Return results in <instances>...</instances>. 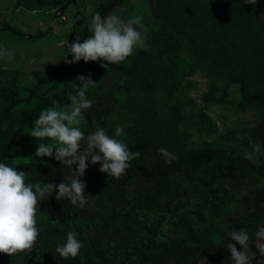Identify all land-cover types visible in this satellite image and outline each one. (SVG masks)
I'll list each match as a JSON object with an SVG mask.
<instances>
[{
    "label": "trees",
    "instance_id": "16d2710c",
    "mask_svg": "<svg viewBox=\"0 0 264 264\" xmlns=\"http://www.w3.org/2000/svg\"><path fill=\"white\" fill-rule=\"evenodd\" d=\"M51 1L61 12L77 2L42 5ZM125 1L104 0L98 13L103 17ZM144 18L145 47L119 64L59 60L25 88L15 78H0V162L25 172L26 183L66 178L67 168L52 156L34 155L39 138L28 133L52 99L70 109L79 75L95 83L86 91L91 105L71 126L85 135L100 126L110 136L121 126L117 138L138 153L119 177L86 161L85 206L57 200L54 193L38 200L32 247L0 253V264H233L226 233L240 229L248 234L249 264H264V239L256 235L264 226V166L195 141L192 122L202 128L213 119L178 95L191 72H203L208 102L261 117L250 136L264 147V0H151ZM78 22L83 28L75 34L83 41L90 20ZM0 32L23 34L7 22ZM233 86L235 100L229 98ZM224 185L241 200H218L215 193ZM69 231L81 247L76 257L61 258L55 246Z\"/></svg>",
    "mask_w": 264,
    "mask_h": 264
},
{
    "label": "clouds",
    "instance_id": "9594fccd",
    "mask_svg": "<svg viewBox=\"0 0 264 264\" xmlns=\"http://www.w3.org/2000/svg\"><path fill=\"white\" fill-rule=\"evenodd\" d=\"M244 2L255 4V0ZM87 31L90 35L83 41L76 38L70 44L65 42V55L61 58L65 63L97 61L99 58L101 67L107 68L123 62L134 48L145 47L140 16L123 21L115 13L103 17L93 13ZM68 53H71V60L67 59ZM11 58L0 46V59ZM93 83L90 76H77L73 81L76 92L71 97L70 109L65 110L57 100L52 99L50 106L39 111L28 133L31 137L39 138L34 155L52 156L67 168L66 178L64 176L58 184L26 183L25 172L0 162V253L12 255L32 247L38 235L34 218L38 200L46 199L54 193L57 200L67 199L72 205L85 206L86 185L81 178L88 167L86 161L89 164L98 163L99 171L107 176L119 177L129 167L130 160L138 156L137 152H130L126 143L117 138L121 135V126H116L111 136L100 126H96L87 135L80 128L71 126L80 118L81 110L91 105L86 91ZM226 235V249L233 264H249L247 232L243 229L229 230ZM256 235L264 239V226L258 227ZM236 245H239V250ZM80 247L81 242L76 234L69 231L64 241L56 244L55 252L61 258L76 257Z\"/></svg>",
    "mask_w": 264,
    "mask_h": 264
},
{
    "label": "rangeland",
    "instance_id": "374dc122",
    "mask_svg": "<svg viewBox=\"0 0 264 264\" xmlns=\"http://www.w3.org/2000/svg\"><path fill=\"white\" fill-rule=\"evenodd\" d=\"M103 1L77 0L76 4L61 12L59 6H54L57 2L52 1L42 5L44 0H0V26L7 22L23 33L0 32V46L12 57L10 60L0 59V78H15L23 88L33 85L49 66L64 60L61 58L65 55V42L70 44L80 38L75 31H81L83 24L78 21H89L93 13H98ZM28 3H31L30 6ZM150 11L151 0H126L123 6L115 7L110 13L117 14L123 21L142 17L144 36V17ZM35 34L39 36L30 37ZM70 56L71 53H68L67 58ZM208 92L207 77L196 70L191 72L178 94L186 104H195L213 119V123H205L202 128L192 122L190 129L195 141L209 143L211 148L219 149L225 155L243 154L250 162L264 166V147L254 144L250 136V128L259 124L261 117L253 112L234 114L228 106L208 102L205 98ZM229 94V98L235 100L239 97L238 88L231 87ZM223 188L224 192L215 193L218 200L227 202L229 197L241 200V193L226 185ZM182 231L174 230V233Z\"/></svg>",
    "mask_w": 264,
    "mask_h": 264
}]
</instances>
